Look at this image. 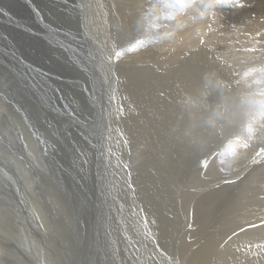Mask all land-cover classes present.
<instances>
[{"label": "bare ground", "instance_id": "1", "mask_svg": "<svg viewBox=\"0 0 264 264\" xmlns=\"http://www.w3.org/2000/svg\"><path fill=\"white\" fill-rule=\"evenodd\" d=\"M7 2L0 1V28L5 31L11 24L15 28L7 18ZM42 2L54 19L46 26L41 3L30 7L32 19L26 25L35 31L30 40L37 49L22 57L28 63L36 59L35 67L51 75L41 74L39 79L29 66L19 81L0 74L1 84L13 86L0 88V99L24 98V105L14 100L26 126L27 117L34 121L39 109L32 111L30 93H16L17 87L31 85L43 99H81L82 116L86 115L79 128L81 143L91 152L82 184L93 179L99 186L92 195L99 214L96 210L97 216H88L91 236L104 245V252L99 247L96 251L101 253L96 264H190L192 258L170 254L173 250L166 245L181 244L188 252L190 246L205 243L225 248L219 249L214 262L204 264H264V157L255 156L264 147V0H193L183 10L168 7L171 0ZM136 16H142L143 26L138 28L145 37L137 45L133 34L138 28L132 26L130 35L129 27ZM4 43L8 44L6 36L0 34V45ZM134 45L136 50H130ZM192 53L207 55V64L188 67L196 62ZM43 60L46 66L40 64ZM60 62L64 69L58 67ZM65 69L77 77L65 76ZM54 74L62 79L65 92L57 88ZM193 110L202 117L199 125L189 121ZM49 126L37 123L43 132ZM193 133L192 154L207 141L213 147L200 150L203 156L183 170L181 165L171 167L176 159L170 152L180 157L170 146L174 138H190ZM220 136L231 142V154L221 164H211L208 158ZM123 139L127 142L122 145ZM160 164L172 172L166 177L173 179L170 184L154 175V165ZM198 247L193 254L201 251Z\"/></svg>", "mask_w": 264, "mask_h": 264}, {"label": "rangeland", "instance_id": "2", "mask_svg": "<svg viewBox=\"0 0 264 264\" xmlns=\"http://www.w3.org/2000/svg\"><path fill=\"white\" fill-rule=\"evenodd\" d=\"M4 1H8L6 9L9 12V16L7 15V18H10V22L15 24V28H12V24L7 27V32L0 28V34H3V37L6 36L8 42V44L4 43L3 46L0 45V60L1 58L3 60L0 61V74L5 73L10 78H15V81H19L20 79L22 80V71H25V68L29 66L35 71L37 76L41 74L51 75L50 72L41 71L39 66L35 67L34 63H38L36 59H30V63L33 62V64H30L27 60L24 61L23 57L27 58V55H31L30 53H33L37 49L34 48L35 44L32 39L30 40V38L35 35V31L28 28V25H26L29 24V18L32 17L30 7L33 5H31V2L33 1L32 3H34L33 8L36 6L38 7L41 3L40 7L43 8L42 24L46 26L51 25L50 22L53 21L54 17L52 18L49 14L47 7L44 6L45 3L43 4L42 0H31V2L30 0ZM27 2L28 4H26ZM141 18L142 16H136L133 21L129 22V27H131L130 35H132V28L134 26L137 28L138 26H143V22L139 23L142 20ZM58 19L57 22H59ZM126 19L127 18H125V21ZM127 21H129V19ZM59 24L61 25V23ZM139 31L138 28L136 32H134L135 34H133V39L135 40L136 45L141 44L143 38L145 39L142 32ZM19 33H23L21 34L22 36ZM10 46L15 47H13L14 51L11 52ZM127 48H130V43H128ZM15 50L20 54L19 56L14 55ZM204 55L192 53L196 62H189L188 67L194 66L198 67L197 69H200L202 67L201 65H206L208 56ZM201 59L203 62L199 61ZM45 63L46 62L43 60V63L41 62L40 64ZM44 66H46V64ZM58 67L61 69L65 68L64 64H61V62ZM69 73V69H65V73L63 74H68V77L72 78L77 77L74 72ZM53 78L60 83L57 88L60 91L65 92V86L59 75L54 74ZM12 87H9L7 82H5V85L4 83H0L1 89H9ZM30 87L28 85L23 87L20 86V88H15V91H17L16 93L23 91H28L30 93V95L27 96V99L30 101V104H34L31 106V110L36 113V109H39L36 115L37 119H33L36 122L35 124L34 121L30 119L31 117L28 116L27 120L30 121H28L30 126H26V124H22L24 121H21V116H17V114H19L16 111L18 108L16 106H18V104L15 100L17 98V102L24 105L23 97L17 95V97L15 96L16 98L12 97L9 100L7 99L6 102L5 98L3 101L0 99V264H96V261L101 259V253H96V251L99 247V249H102L104 252V245L100 244L99 238H96L95 236L93 239L91 236L94 229L90 226L91 220L88 219V216L89 214L95 216L99 214V211L97 210L98 208H96V213L98 214H94L93 211L96 210L92 204L94 190H99V188L96 189L98 185L97 183H94L93 179L84 185L82 184L84 178L82 172L85 169L86 174L84 175H87L85 165L86 163L88 164L91 159V152L89 149L86 150L85 147H83V136L79 130V128L81 129L80 125L86 117V115L82 116L83 106L81 99L75 97L72 93L70 94L71 89L75 91L73 88L68 89V93L72 95L71 97H62L55 101L54 98L49 95H46L47 98L43 99L37 89L32 91ZM31 92H33V94H31ZM2 97L3 96H1V98ZM160 98L165 100V102L169 100L167 97H164V94H161ZM50 100H52V102ZM27 114L29 115L28 112ZM189 116V121L192 119L191 124H194L196 120L198 122L197 125L201 124L202 117L196 112V110H193ZM37 123H42L45 127L51 125V128L49 126V129L46 130V132H43L42 130L44 128L39 129ZM198 127L202 128L204 126L200 125ZM195 133L198 132L196 131ZM191 135L190 138H174V144L177 147L173 145V142L170 146L178 151L180 157L175 158V156L171 155L175 153L170 152L171 158L177 160H173L171 167H174V165H181L180 168L183 170L186 165L191 163L190 161H197L203 156H200V150H207L209 147H213L210 144L211 142L206 140V145L203 146V148L197 145L195 155L192 154L191 147L196 140V135L194 133ZM77 136L79 137L78 139ZM74 139L76 140L75 142ZM216 141L217 142L214 143V148H216V150L213 152V156L208 158L212 161L211 164H213V162L221 164L223 159L231 154V150H228L231 142L228 139L224 136H220ZM126 142L127 141L123 139L121 144H126ZM161 142H158V147L156 149L159 150V147L162 145L160 144ZM131 143L135 148L136 146L138 147L137 143ZM187 144L189 149L187 148ZM195 146L196 144H194L193 147ZM161 152L166 153V151L161 150L158 153ZM159 156H161V154ZM157 158L158 157H154V159L158 160ZM97 161L99 160H96L95 162L97 163ZM211 164L209 162L206 165H209L210 167ZM159 166L154 165V175H156V178L164 179L165 185L170 184L173 179H167L166 177L170 175L168 172H172L170 170H164V164H160ZM180 172L179 169L177 172L175 171L177 179L182 175ZM87 180L88 179H86V181ZM7 183L8 185H6ZM163 200L164 199H160L159 202H163ZM226 233L228 232H225V234ZM224 238L227 239L226 236H224ZM109 241L111 244L113 243L111 242L112 240ZM110 243L108 245H110ZM200 245L199 247L196 245L198 249H201L196 255L193 254V250L196 248L195 246H190L188 252L183 250L184 247L181 244H178V246L166 245V247L173 250L172 252L170 251V254L173 253L174 255H180L183 258H192L190 264L214 262L219 249L223 251L225 248L224 244L209 246L205 243ZM203 247L207 248L208 252ZM119 249L122 250L120 247ZM208 253L209 255H207ZM110 254L115 255L113 251H111ZM159 256L161 258H167V255L165 254H159ZM115 260L118 262L117 259ZM113 261L114 259H111V263Z\"/></svg>", "mask_w": 264, "mask_h": 264}, {"label": "snow or ice", "instance_id": "3", "mask_svg": "<svg viewBox=\"0 0 264 264\" xmlns=\"http://www.w3.org/2000/svg\"><path fill=\"white\" fill-rule=\"evenodd\" d=\"M193 0H171V3H169L168 7L178 8L183 10L188 4L192 3ZM201 43H204V41H201ZM130 50H136V46L134 45ZM116 55H120L119 52L116 53ZM248 131L251 133L252 129L249 128ZM256 157H264V147H261L259 151L255 152ZM228 182V181H225Z\"/></svg>", "mask_w": 264, "mask_h": 264}]
</instances>
